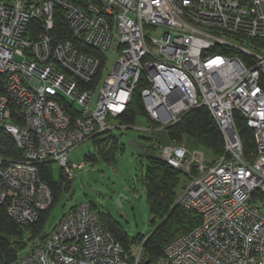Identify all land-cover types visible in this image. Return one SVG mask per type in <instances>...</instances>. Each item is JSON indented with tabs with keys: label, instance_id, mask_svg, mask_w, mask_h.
I'll return each mask as SVG.
<instances>
[{
	"label": "built area",
	"instance_id": "built-area-1",
	"mask_svg": "<svg viewBox=\"0 0 264 264\" xmlns=\"http://www.w3.org/2000/svg\"><path fill=\"white\" fill-rule=\"evenodd\" d=\"M85 1L0 0V206L29 226L54 202L40 165L71 180L85 164L69 154L83 143L115 129L152 135L204 106L224 137L214 163L157 146L189 177L175 204L201 222L151 264H264V0ZM56 9L72 39L53 34ZM139 85L146 116L121 124ZM237 112L254 134L250 160ZM144 242L131 256L85 201L47 235L24 238L13 264H141Z\"/></svg>",
	"mask_w": 264,
	"mask_h": 264
},
{
	"label": "trees",
	"instance_id": "trees-1",
	"mask_svg": "<svg viewBox=\"0 0 264 264\" xmlns=\"http://www.w3.org/2000/svg\"><path fill=\"white\" fill-rule=\"evenodd\" d=\"M74 1H77L81 6L87 4L85 0ZM54 21L55 28L53 34L61 40L72 39V33L69 30L67 22L64 20L61 10L56 9ZM78 47L85 53L99 55L90 46L81 44ZM101 57L104 63L105 56L101 54ZM103 75L102 66L95 78V82L99 81ZM140 90L141 86L139 85L134 94L135 96L128 105L126 113L120 117L121 124L133 125L137 123L138 119L146 116ZM235 119L239 135H241L243 146L245 147V157L250 160L253 158L251 156L255 152L256 146L253 131L247 127L240 113H235ZM168 131L169 138L172 139L173 144H183L185 137L197 140L202 148L206 147L210 154L208 158L211 163H214L217 157L224 153V137L212 114L204 106L195 108L187 113L180 123L171 126V128H168ZM140 139L144 140L143 143H138L144 150L143 153H145L148 161L143 182L146 186L147 204L150 208V216H152L151 225L154 227L153 232L148 236L142 235L130 238L120 222H117L109 213H99L104 226L112 231L131 256L134 255L135 248L145 241L141 264H148L145 261L146 258H149L151 263H154V260L164 254L166 245L174 241L176 237L187 234V232L197 227L201 222V216L194 211L184 209L175 204L179 192L184 188L186 183L184 181H187L189 178L186 173L160 157V152L157 147L155 148V145L161 142H158L151 136L145 137L140 135ZM113 141L117 144L119 140L116 137ZM106 142H110L109 138L106 139ZM7 144L9 145V150L6 152L14 153L13 142L8 140ZM111 154L110 150V153L105 155L103 153V156L108 161H111ZM40 166V174L43 181L53 191V207L60 200L63 190L68 188L66 184L69 179L61 172L62 177L60 180H56L53 175V163L42 164ZM91 204L97 210L93 203ZM52 207L42 211L37 222L29 226H22L10 217L3 206H0V264H13L18 259V253L21 252L25 245L23 243L24 238L30 239L31 237L42 236V233L43 236L49 233V231L46 232L44 229L52 213Z\"/></svg>",
	"mask_w": 264,
	"mask_h": 264
},
{
	"label": "rangeland",
	"instance_id": "rangeland-1",
	"mask_svg": "<svg viewBox=\"0 0 264 264\" xmlns=\"http://www.w3.org/2000/svg\"><path fill=\"white\" fill-rule=\"evenodd\" d=\"M153 36H160V30L153 33ZM115 59L114 54L108 56L109 70L114 65ZM140 135L151 136L162 145L173 144L167 128H160L152 135L133 129H115L73 149L69 154V161L76 164L84 162V169L79 173L74 169L75 176L67 181L68 188L63 190L60 200L52 207V213L44 231H50L74 205L86 201L93 203L100 213H109L117 222H120L130 238L150 235L154 227L151 225L152 216H150L146 186L143 182L148 161L145 153L138 156L128 146L129 139L143 143L144 140L140 139ZM116 137L119 140L117 144L113 141ZM108 138L109 143L106 142ZM157 146L158 143L155 148ZM182 146L195 151L203 159L204 156L200 153L206 154V158L210 155L206 147L202 148L195 139L185 137ZM110 150L112 160L108 161L103 153L104 155L110 153ZM53 165V175L56 180H60L62 167L57 163ZM196 172L197 170L193 174L195 175ZM120 197L121 200L118 203ZM42 236L34 238L40 239Z\"/></svg>",
	"mask_w": 264,
	"mask_h": 264
},
{
	"label": "water",
	"instance_id": "water-1",
	"mask_svg": "<svg viewBox=\"0 0 264 264\" xmlns=\"http://www.w3.org/2000/svg\"><path fill=\"white\" fill-rule=\"evenodd\" d=\"M128 146L131 147V148L135 151V153H136L138 156H139V154H142V153L144 152V150L140 147V144L137 143L135 140H131V139H129V141H128ZM120 196H121V195H120ZM121 197H122V196H121ZM121 197L119 198L118 203L120 202ZM145 261H146V263H148V264L151 263V261L149 260V258H146Z\"/></svg>",
	"mask_w": 264,
	"mask_h": 264
}]
</instances>
